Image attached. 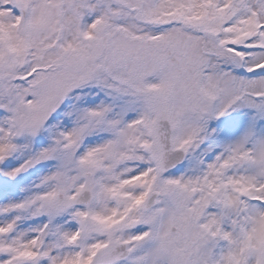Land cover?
Returning a JSON list of instances; mask_svg holds the SVG:
<instances>
[{"label":"snow or ice","instance_id":"6c2138e0","mask_svg":"<svg viewBox=\"0 0 264 264\" xmlns=\"http://www.w3.org/2000/svg\"><path fill=\"white\" fill-rule=\"evenodd\" d=\"M0 264H264V0H0Z\"/></svg>","mask_w":264,"mask_h":264}]
</instances>
